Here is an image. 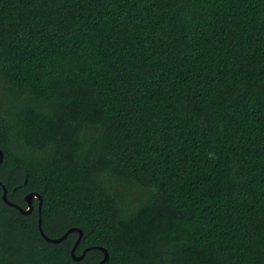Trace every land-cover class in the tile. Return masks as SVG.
<instances>
[{"label":"trees","instance_id":"trees-1","mask_svg":"<svg viewBox=\"0 0 264 264\" xmlns=\"http://www.w3.org/2000/svg\"><path fill=\"white\" fill-rule=\"evenodd\" d=\"M0 149V264H264V0H0Z\"/></svg>","mask_w":264,"mask_h":264},{"label":"water","instance_id":"water-1","mask_svg":"<svg viewBox=\"0 0 264 264\" xmlns=\"http://www.w3.org/2000/svg\"><path fill=\"white\" fill-rule=\"evenodd\" d=\"M3 160H4V153L0 149V165L3 163ZM3 188H4V194H3L4 202L7 203L10 206L16 207L23 214H30L31 212H33V210H34V206H33L34 199L39 200V215H40V218H39V226L38 227H39V231H40L41 235L45 238L46 241H48L50 243L58 244V243H60V242H62L64 240H66L71 233H73V232L78 233V239H77V241H76V243H75V245H74V247L72 249V252H71L73 260H75L77 262L82 261L85 258L87 252L92 249V248H88V249L84 250L83 253L80 256L76 255V250H77V248H78V246H79V244H80V242L82 240V237L84 235L83 231L81 229H79V228H72V229L68 230L64 236H62L61 238H57V239L49 238L44 233V231L42 229V218H41V211H42V203H43V201H42L41 196L38 193L33 192V193H30V194H28L26 196L25 200L27 202L28 208H27V210H24V209L18 207L17 205H15V204H13V203L8 201V199H7V189L5 187H3ZM96 248L99 249L100 251H102L103 255H104V258L102 259V261L99 264H105L106 262H108L109 259H110V254H109L108 249L105 248V247H96Z\"/></svg>","mask_w":264,"mask_h":264},{"label":"rangeland","instance_id":"rangeland-1","mask_svg":"<svg viewBox=\"0 0 264 264\" xmlns=\"http://www.w3.org/2000/svg\"><path fill=\"white\" fill-rule=\"evenodd\" d=\"M146 191H142V192H138V191H136L135 192V194H133L134 196H135V198H140V196L142 195V194H144Z\"/></svg>","mask_w":264,"mask_h":264}]
</instances>
